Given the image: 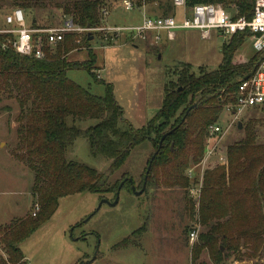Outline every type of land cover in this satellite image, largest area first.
Segmentation results:
<instances>
[{
  "label": "trees",
  "instance_id": "16d2710c",
  "mask_svg": "<svg viewBox=\"0 0 264 264\" xmlns=\"http://www.w3.org/2000/svg\"><path fill=\"white\" fill-rule=\"evenodd\" d=\"M49 1L9 0L12 8L33 14L46 9ZM113 1L58 0L55 7L79 28H96L101 23V7H111ZM149 1H157L163 14H172L171 0ZM196 4H220L237 16L250 18L254 0H185L186 7ZM32 20V28H43L36 24V17ZM90 33L91 40L88 33H66L54 46L46 45L44 34H34L35 39L41 37L40 59L15 53L7 42L11 36L0 34V99L10 100L17 112L11 153L32 173L30 194L38 207L34 217L0 227V244L7 256L0 257V264H26L19 245L53 216L61 198L116 192L119 183L109 185L110 175L145 141L154 148L153 155L165 133L151 162L146 187L186 191L185 211L202 227L191 247V264H222L231 257L264 261V141H257L258 121L251 118L243 123L244 136L226 147V162L206 165L197 207L186 189L190 182L185 172L202 160L209 127L217 124L225 107L235 111L238 82L259 61L257 53L249 58L235 56L248 33L235 34L222 44L215 69L199 68L195 73L191 65L182 64L181 71L173 73L177 79L164 83L158 111L140 129L128 123L123 127V111L112 85L102 83L104 94L96 96L67 77L68 71L82 69L97 82L91 71L95 61L91 41L98 35L103 46L113 41L104 42L102 34ZM78 48L87 50V62L70 60V52ZM193 104L196 106L185 115ZM3 109L12 110L11 106ZM82 120L96 122L84 129L75 126ZM259 123L264 132V120ZM78 138L86 139L93 156L110 161L105 173L65 158L67 148ZM127 242L128 238L121 241ZM204 252L210 263L200 261Z\"/></svg>",
  "mask_w": 264,
  "mask_h": 264
},
{
  "label": "rangeland",
  "instance_id": "374dc122",
  "mask_svg": "<svg viewBox=\"0 0 264 264\" xmlns=\"http://www.w3.org/2000/svg\"><path fill=\"white\" fill-rule=\"evenodd\" d=\"M56 2L58 0H50L46 9L34 14L24 12L26 26L31 25L33 16L40 27L61 25L66 17L55 7ZM11 9L9 0H0V30L4 29V16ZM139 19L138 13L121 9L113 11L110 17L111 22L117 23L124 20L137 22ZM224 42L214 32L207 39H203L199 32H185L163 44L120 39L102 47L98 35L91 41L95 56L91 71L97 82L82 69L68 71L67 77L96 96H103L104 83L112 85L115 100L123 111V127L128 123L134 129H140L158 111L164 83L170 78L177 79L173 73L180 72L182 64L191 65L195 73L199 68L215 69ZM253 54L251 40L247 39L235 56L246 58ZM69 58L87 62V50L78 48L70 52ZM5 106H11L12 110H4ZM231 112L230 106L225 107L217 120V124L228 131L220 139L208 140L207 137L202 160L185 172L190 182L186 188L187 197L196 207L206 165L226 162V147L244 136L243 123L251 118L258 121L255 128L257 141H264L259 123L264 120V106L243 111L236 118ZM16 115V106L10 100L0 99V227L26 216L34 217L38 212L30 194L33 175L11 153ZM95 122L82 120L75 126L84 129ZM238 123H241L240 129ZM211 148L212 154L205 159ZM153 150L145 141L133 148L121 167L110 175L108 182L111 186L120 184L124 177L131 179V183L125 182L119 189L115 205H111L115 192L82 193L61 198L53 216L19 245L26 256V264H191V247L197 242L202 227L185 211L186 191L160 186L146 187L142 193L136 194L141 189L146 163ZM65 158L102 173L110 164L106 158L93 156L84 138L76 139L67 148ZM189 170H192L190 174ZM192 230L197 232V238L190 242ZM126 238L128 242L121 243ZM0 257L7 258L1 244ZM200 261L210 263L206 252L201 254ZM222 264H264V261L262 258L237 261L231 257Z\"/></svg>",
  "mask_w": 264,
  "mask_h": 264
},
{
  "label": "built area",
  "instance_id": "2783aa9c",
  "mask_svg": "<svg viewBox=\"0 0 264 264\" xmlns=\"http://www.w3.org/2000/svg\"><path fill=\"white\" fill-rule=\"evenodd\" d=\"M113 2L111 7H101L100 25L86 29L79 28L67 19L58 27L32 28L31 25L26 26L24 11L20 8H12L4 16V29L0 30V34L11 36L7 42L15 53L40 59L43 57L41 37L35 39L34 34H44L46 45L54 46L69 32L99 33L102 34L104 42L121 39L127 42L151 41L156 44L172 40L175 33L187 30L198 31L203 39L209 38L214 32L225 42L235 34L248 33V39L251 40L252 49L258 54L259 61L251 74L239 80L234 96L235 111L231 114L236 118L243 111L264 106V0H254L250 18L244 15L237 16L236 11H228L220 4H196L186 7L185 0H171L172 14L165 15L157 1L114 0ZM117 9L138 13L140 19L137 22L132 20L111 22L112 12ZM226 131L228 128L223 129L219 124H213L208 130V140L213 137L220 139ZM212 152L211 148L205 154V158H208ZM190 173L191 170L188 174ZM35 209H38L36 205ZM196 238L197 232L192 230L189 233L190 242L195 241Z\"/></svg>",
  "mask_w": 264,
  "mask_h": 264
},
{
  "label": "water",
  "instance_id": "95a60500",
  "mask_svg": "<svg viewBox=\"0 0 264 264\" xmlns=\"http://www.w3.org/2000/svg\"><path fill=\"white\" fill-rule=\"evenodd\" d=\"M32 22H34V20H32ZM88 37H89V38H88L89 40L92 39V36H91V33H90V32L88 33ZM247 76H248V75H247ZM247 76H246V77H247ZM195 106H196V104H193L192 106L188 107V109H187L186 112H185V115H187L188 112H189L191 109H193ZM185 115H184V116H185ZM183 118H184V117H183ZM182 120H183V119H182ZM237 127H238V129H240V128H241V123H238ZM167 134H168V133H165L164 135L161 136V138H160V140H159V142H158V149H157V150L154 152V154L150 157V160H149V162H148V164H147V167H146V170H145V175H144V179H143L142 187H141L140 191H138L136 194H140V193H142V192L145 190V188H146L147 175H148L149 170H150L151 162H152V160L154 159L156 153L158 152V150H159V148H160V146H161V144H162L164 138L167 136ZM125 182H129V183H131V179H130V178H126V179H124L123 181H121V183H120V184L118 185V187H117V190H116V192H115V199H114V201L111 203V205H115V204L117 203L118 191H119V189L124 185ZM132 190L135 191V190H134V187H132ZM221 249H222V248H221Z\"/></svg>",
  "mask_w": 264,
  "mask_h": 264
},
{
  "label": "crops",
  "instance_id": "0c3cea01",
  "mask_svg": "<svg viewBox=\"0 0 264 264\" xmlns=\"http://www.w3.org/2000/svg\"><path fill=\"white\" fill-rule=\"evenodd\" d=\"M185 32H187V33H189V32H198V31H195V30H187V31H179V32H177V33H175V36H174V38H173V40L175 39V38H178L179 36H181V35H183ZM173 40H168V41H165V42H162V43H160V44H163V43H167V42H170V41H173ZM135 42V41H134ZM137 42H143V41H137ZM254 51V50H253ZM220 52V51H219ZM255 53V52H254ZM251 57V56H250ZM246 58H249V57H246ZM205 159H207V158H205ZM205 159H204V162H205ZM203 162V163H204ZM192 171V170H191ZM75 195V194H74ZM71 196V195H70ZM96 258V257H95ZM95 258L93 259V261H95ZM24 259H26V256H24ZM26 261V260H25Z\"/></svg>",
  "mask_w": 264,
  "mask_h": 264
},
{
  "label": "flooded vegetation",
  "instance_id": "af4514ba",
  "mask_svg": "<svg viewBox=\"0 0 264 264\" xmlns=\"http://www.w3.org/2000/svg\"><path fill=\"white\" fill-rule=\"evenodd\" d=\"M143 179H144V177H143ZM143 183V182H142ZM142 187V186H141ZM96 259V258H95Z\"/></svg>",
  "mask_w": 264,
  "mask_h": 264
}]
</instances>
